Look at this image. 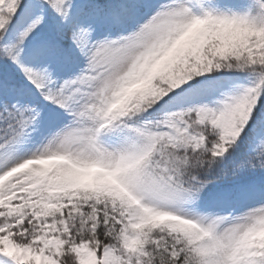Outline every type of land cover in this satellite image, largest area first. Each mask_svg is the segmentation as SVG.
I'll use <instances>...</instances> for the list:
<instances>
[{"label": "snow or ice", "instance_id": "6c2138e0", "mask_svg": "<svg viewBox=\"0 0 264 264\" xmlns=\"http://www.w3.org/2000/svg\"><path fill=\"white\" fill-rule=\"evenodd\" d=\"M0 264H264V0H0Z\"/></svg>", "mask_w": 264, "mask_h": 264}]
</instances>
